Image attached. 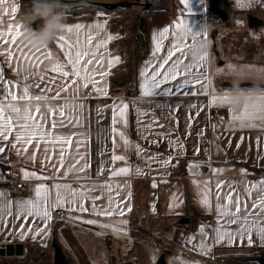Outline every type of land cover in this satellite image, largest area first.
Instances as JSON below:
<instances>
[{
  "label": "crops",
  "instance_id": "1",
  "mask_svg": "<svg viewBox=\"0 0 264 264\" xmlns=\"http://www.w3.org/2000/svg\"><path fill=\"white\" fill-rule=\"evenodd\" d=\"M101 1L143 3L146 0ZM12 5L17 8L14 14L10 12ZM221 6L230 15V23H226L223 36L237 27L250 32L264 29V15H261L264 14V0H255L254 5L246 3L240 9V5H233L231 0H223ZM19 7V0H0V8L9 9L0 13V31L6 32L9 24L20 26L18 29L14 27L12 33L16 36L14 44L11 43V36L5 35L0 39V69L3 70L4 81L12 86L18 96L22 95L19 85L26 84L30 93L44 94L50 98V103L63 104L69 116L79 117V124L68 116L60 118L53 114L49 119L55 118L61 122L54 129L49 123L45 124L51 133L46 137L48 143L41 141L37 144L34 139L31 144L19 143L13 147L15 131L7 140L0 138V145L4 146V151L0 152V192L5 193L4 197H0V202L11 204V215L5 213L0 221V245L20 244L24 254L27 243H36L39 251L51 249L52 231L58 224L60 245L72 254L76 264H122L128 259L132 246L129 230L141 224L148 225L150 229L153 227V222L134 208H143V212L148 214L181 215L185 210L184 191L187 189L200 215L190 218L185 227L172 228L169 233L172 243L187 251L189 256L172 253L165 256L167 264H222L215 256L230 250L251 253L256 247H264V242L258 239L255 231L250 246L247 239L241 243L237 238L234 244L214 243L213 239L217 229L235 233L238 226H242L239 219L237 223L230 222L236 217L221 214L235 210L234 205L227 202L229 194L233 201L239 199L241 216L247 204L250 212L264 218V213L252 208L253 201L258 198L257 191L254 189L251 194L247 191L249 186L264 180V111L254 107L264 103L258 99L264 96V91L224 89L219 85V82L230 78L216 79L212 68L209 0H188L187 3L185 0H169L165 6L167 13L148 20L147 52L136 58L135 92L129 96H112L109 93V74L122 63L125 56L123 51L109 52L110 41L121 36L123 31L110 33L108 11L94 10L90 14L76 12L68 16L66 26L82 27H73L72 32L66 31L65 27L52 42V48H36L24 38L23 27L18 22L21 18L18 16ZM241 13H246V17H242ZM177 22L189 25L200 33L195 40L189 36L187 45L192 46L197 39L207 42L206 61L193 62L188 52L179 69L189 79L191 75L199 74L201 82L189 83L185 88L176 90L178 82L184 79V75H181L162 85V88L176 90L175 94L161 91L159 95L145 97L141 90V72L147 69L150 76L159 66L174 39ZM165 27L170 31L166 38L161 39L160 33ZM60 36L66 37V40L60 41ZM109 36L113 38L108 40ZM157 40H161V51L154 56ZM69 48L73 58L77 51L86 53L80 67L88 69L91 79L96 82L95 88L100 91H96L91 82L87 88L78 87L82 84L79 78L71 74L64 77L50 71L56 62L67 64ZM47 53H50V57L45 59L44 54ZM179 54L175 53L169 64ZM36 57L43 62L37 64ZM116 57H119V62L109 63L110 58L115 61ZM90 59L92 64L87 63ZM226 61L223 60L222 64ZM189 62L197 66L189 69ZM167 67L164 66L165 69ZM25 68L27 71H24ZM217 71V74L223 73V70ZM235 79L252 81L250 77ZM235 79L232 81H238ZM0 92H3L2 88ZM57 92L60 93L59 98L52 99ZM213 97H229L232 102L228 104L217 100L212 103ZM0 102L7 103L2 96ZM18 103L22 106L24 102ZM122 104L128 106L123 117L120 115ZM246 105L247 114L255 119L244 122L255 123L256 127H241L239 120L232 119L234 115L244 116ZM212 113L222 116L223 120L212 119ZM11 115L15 124L19 116L16 113ZM120 132L130 143L123 142ZM205 133L208 137L206 142H202L199 137ZM115 156H123L124 159L116 160ZM121 168H127L129 172L113 175ZM137 169L143 174H137ZM25 172L30 174V178H24ZM10 173L23 181H33V193L24 197L15 196L11 191ZM31 174L42 178H32ZM39 185H45L49 190L51 218L45 220L42 214L18 218V202L38 200L35 190ZM57 185L63 198L60 207L56 206ZM65 185L70 186L76 195L73 196ZM205 196L210 206L201 202ZM128 207L131 211H127ZM60 209L66 211V217L55 222L53 213ZM120 210H124L125 214H97ZM141 218L146 220V224L140 222ZM201 228L206 235H201ZM201 242L208 245L210 250L201 251ZM138 245L141 263L157 264L160 247L143 241Z\"/></svg>",
  "mask_w": 264,
  "mask_h": 264
},
{
  "label": "snow or ice",
  "instance_id": "2",
  "mask_svg": "<svg viewBox=\"0 0 264 264\" xmlns=\"http://www.w3.org/2000/svg\"><path fill=\"white\" fill-rule=\"evenodd\" d=\"M188 0H185V3H187ZM5 11H9V9H3L0 8V13H3ZM17 11V8L15 5L11 6L10 12L15 13ZM2 23V22H0ZM14 27L18 29L20 26L16 25L13 26L11 24L8 25L7 31L3 32L0 31V39H3L5 35L11 36V43H15L16 36L12 35ZM73 27L76 29H80L81 25H75V26H66V31L72 32ZM99 27V25H97ZM175 33H174V39L170 43V47L167 51L166 56L159 62V66L155 68V70L151 73V75H148L147 69L143 70L141 72V76L143 78V82L141 84V90L142 95L145 97H151L153 95H159L161 91L166 92L167 94H175L176 90L185 88L189 83H200V75L194 74L191 75V79H189V76L187 74H182L179 69L181 64L184 62L185 57L188 55V52L191 51L192 46L187 45L186 41L191 36L193 40L196 39L200 33L198 31H194L193 28L189 25H185L182 22H177L175 24ZM169 28L165 27L161 33L160 37L161 39L166 38L169 33ZM19 33L17 32V35ZM113 37L109 36L108 40H111ZM60 41H65L66 37L60 36ZM7 42V41H5ZM100 45H98L99 47ZM61 47H63V44H61ZM187 49V50H185ZM161 51V40L156 41L155 51L153 52V55L155 56L157 53ZM179 52L180 54L176 56V59L172 61L171 64H169V61L172 60V57L175 53ZM11 55V53H9ZM86 55V53H82L80 51H77L75 53V58H73V53L71 52L70 48L67 50V64H63L60 62H56L52 65L50 71L57 72L63 75L64 77H68L70 74L73 77H77L82 81V84L78 87L87 88L89 86V82H91L95 88L96 82L91 79L90 74L88 73V69L81 68V60L83 56ZM50 57V53L44 54V58L48 59ZM37 61V64L42 63L43 61L39 59V57L35 58ZM201 61L207 60V53H205L201 58ZM113 62H119V57L115 58V61H112L111 58L109 60V63ZM88 64H92V60L87 61ZM68 65H70V69L68 68ZM165 65H168L167 69L164 68ZM36 65H33L35 67ZM197 65L192 64L189 62L188 68L191 69L193 67H196ZM67 69V70H66ZM184 75V79L177 84V89L174 90L172 88H162V85L168 84L169 81L176 80L178 76ZM73 83H75V80H73ZM19 87L22 90V95H17L15 91L12 90V86L8 85L6 81H4L3 76V70L0 69V88L3 89V92H0V96H2L3 101H6L7 103L0 102V138L7 140L9 136L15 131V143L12 145L15 147V144L23 143V144H31V142L35 139L37 141V144H39L41 141L44 143H48L49 141L46 139L47 136H49L50 130L45 127L46 123H49L51 128L54 129L57 125V123H60L61 121H58L57 119H49L53 114L55 116L64 118L68 116L70 119L75 120L76 124H79V117L78 116H69V114L65 110V106L63 104H54L50 103V98L44 94H33L29 92V88L26 84H20ZM203 88V85H201ZM39 88V86H37ZM96 91H100V89L95 88ZM159 90V91H158ZM66 91V89H65ZM181 94H187V93H181ZM60 96V93L57 92L56 96L52 99H58ZM260 101H264V96H261L258 98ZM217 100H219L221 103H228L231 104V99L229 97H213L212 103H216ZM24 102L21 106L18 102ZM33 101L36 102H43L41 103H32ZM16 102V103H14ZM43 107V111L41 108ZM82 107V106H81ZM127 104H122L120 106V115L123 117L125 112L127 111ZM254 107L258 108L261 111H264V103H260L255 105ZM6 110H10V112L6 113ZM11 113H16L19 116V120L14 124L13 123V116ZM146 115V113H144ZM232 119L239 120L241 127H256L255 123L248 122L245 123V120H253L255 117H249L247 114V105L245 106V115L244 116H233ZM20 120H23L24 122L21 123ZM126 123V121H125ZM147 127H150L148 125ZM121 139L125 144L130 143L127 138L124 136L123 132L119 133ZM56 139H61L57 137ZM70 142V138H69ZM115 142V141H114ZM4 151V146L0 145V152ZM19 153V149L17 150ZM24 151H27V148H24ZM47 151V149H45ZM34 158V156H33ZM83 159V157H81ZM114 159L116 160H123V156H115ZM129 172V169L127 168H121L116 173H113V175H119V174H127ZM137 174H143L141 170H136ZM32 178L35 179H41L42 177L36 176L35 174H31ZM24 178L28 179L30 178V174L25 172ZM46 179V178H45ZM155 187V184L153 185ZM59 185L56 186L57 188V195H56V206L60 207L63 202V198L59 194ZM66 188L69 189V191L72 192V195L75 196V191H72L70 186L65 185ZM106 187L111 188L110 185H106ZM257 191V200H254L252 203L253 209H258L259 212L264 213V180L259 181L257 184H253L249 186L247 189L248 193L251 194L253 190ZM36 197L38 200H27L18 202L19 204V211L17 213V217H24L27 218L29 216H36L42 214L43 218L45 220H48L51 218L50 211L51 209L48 207V200H49V190L45 185H39L37 186L36 190ZM5 193L0 192V197H4ZM130 196V194H129ZM227 202L229 205H234V212H224L221 213L222 215H232L236 218L232 219L231 223H237V219L240 221V225L238 226V229L235 233L228 232L224 230L223 228L216 230V235L213 238L214 243H228V244H234L239 238L240 242L243 243L245 239H247V244L250 246L252 244V233L255 231L258 239H260L262 242H264V218H258L256 216L255 212H250V210L247 207V204L244 206V213L241 216V206L239 199L233 201L231 194L227 196ZM205 206H210V202L207 199V196H205L201 201ZM119 207V205H117ZM11 204L10 202H0V221L4 219L5 213L7 215H11L10 212ZM73 210V209H70ZM82 211H86V209L81 208ZM127 211H131V208L128 207ZM103 214V215H112V214H119L124 215V210H120L119 212H111V211H104L97 213ZM89 223H93L92 221H89ZM9 230H11L9 228ZM119 231L120 229H115ZM201 235L204 236L206 233H204L203 228H201ZM210 250L208 248V245L201 242V251Z\"/></svg>",
  "mask_w": 264,
  "mask_h": 264
},
{
  "label": "trees",
  "instance_id": "3",
  "mask_svg": "<svg viewBox=\"0 0 264 264\" xmlns=\"http://www.w3.org/2000/svg\"><path fill=\"white\" fill-rule=\"evenodd\" d=\"M169 0H153L152 6L145 14L140 15L142 6L135 4L128 9H120L114 11H108V21L110 33L119 34L121 31L123 33L112 39L110 42V53L123 51L124 60L122 63L115 68H113L108 77L109 93L112 96H123L132 95L135 92V61L138 56L145 55L147 52L148 41V20L157 15H164L167 13L165 6ZM20 7L18 10V16L22 17L26 12L29 11L32 1L31 0H19ZM64 9V8H63ZM66 11L67 17L73 15L76 12H85L90 14L92 11L97 10L94 8L87 7H77L76 9H64ZM40 21L33 23L31 26L36 29ZM218 28L219 27H215ZM47 47L52 48V42L47 45ZM224 89H232L226 88ZM245 89L246 91H264V89H249V88H239ZM232 89V90H239ZM255 169V168H254ZM257 170H263L258 168ZM185 200V210L181 215H162L159 212L156 214H148L143 212L142 209L137 207L134 210L140 211V215L144 216L153 222V227L150 229L148 225H138L131 228L130 235L132 238L131 247L129 249L127 258L122 264H142L138 258V243L146 242L160 247L161 254L165 256L171 255L172 253L180 252L183 255H188V252L179 249L175 244L172 243L169 236L170 231L173 227H185L182 221L185 219H190L194 216H199L200 213L194 208L192 201L190 200L187 189L184 191ZM59 225H55L53 228V243L58 244L60 247L59 238ZM62 248V247H61ZM65 254L69 262H74L72 259V254L66 252ZM264 256V247H256L251 253H241L235 250H230L228 253L219 254L216 257L217 261L222 264H258L257 260L260 256ZM129 256V257H128ZM17 264H49V258H51V253L49 249L45 248L39 251L38 245L36 243H27L26 252L22 256H17ZM4 258L0 255V264H4ZM75 263V262H74ZM110 264H116L110 263ZM144 264V263H143Z\"/></svg>",
  "mask_w": 264,
  "mask_h": 264
},
{
  "label": "rangeland",
  "instance_id": "4",
  "mask_svg": "<svg viewBox=\"0 0 264 264\" xmlns=\"http://www.w3.org/2000/svg\"><path fill=\"white\" fill-rule=\"evenodd\" d=\"M103 2L101 0H94ZM233 5L242 8L247 4L254 5L255 0H231ZM108 2V1H105ZM242 17H246V13H241ZM264 15V14H261ZM228 21H223L219 27V33L215 40L212 39V45L215 43L219 47L220 62L216 61L215 54L212 56V68L215 70L216 79L229 77V82H239L244 80L235 79L237 77H250L252 81L246 82H259L264 83V29H255L247 31L243 27H237L235 30H230L223 36V29ZM227 59L225 64L222 61ZM217 70H223V73L217 74ZM232 78V79H231ZM233 78L238 81H232ZM224 82L220 83L221 86ZM51 258L53 260V249H49ZM24 255V254H22Z\"/></svg>",
  "mask_w": 264,
  "mask_h": 264
},
{
  "label": "water",
  "instance_id": "5",
  "mask_svg": "<svg viewBox=\"0 0 264 264\" xmlns=\"http://www.w3.org/2000/svg\"><path fill=\"white\" fill-rule=\"evenodd\" d=\"M32 1V0H31ZM223 0H209V10L210 14L213 17L220 18L223 21L229 20V12L227 9H224L221 4ZM135 4H139L142 6V10L140 11V15L146 13L147 10L152 6L153 0H146L145 2H129V1H119L118 3L112 2H99L94 0H60V6L64 9H76L77 7H87V8H94L97 10L102 11H114L120 9H128ZM219 29L214 28L211 32V38L215 40L216 36L218 35ZM213 53L215 54V58L217 62H220V53L218 51V46L214 43L213 44ZM222 88H232V89H239V88H249L253 89H264V83L259 82H246V81H239V82H229L224 81L221 85ZM183 224L189 223V219H185L182 221ZM51 248H53V262L56 264H68L67 256L63 248H61L58 244L52 243ZM24 254V249L20 244H3L0 245V255L4 257H12V256H22ZM157 264H167V260L165 259V255L161 254L158 258ZM258 264H264V258H259L257 260ZM9 264V263H6ZM13 264V263H12Z\"/></svg>",
  "mask_w": 264,
  "mask_h": 264
},
{
  "label": "clouds",
  "instance_id": "6",
  "mask_svg": "<svg viewBox=\"0 0 264 264\" xmlns=\"http://www.w3.org/2000/svg\"><path fill=\"white\" fill-rule=\"evenodd\" d=\"M67 14L61 8L60 0H32L31 7L18 21L24 30L25 40L33 47H45L55 40L66 27ZM40 21L38 27L31 25ZM207 52V42L197 39L190 55L193 62H198ZM24 71H27L25 68Z\"/></svg>",
  "mask_w": 264,
  "mask_h": 264
},
{
  "label": "built area",
  "instance_id": "7",
  "mask_svg": "<svg viewBox=\"0 0 264 264\" xmlns=\"http://www.w3.org/2000/svg\"><path fill=\"white\" fill-rule=\"evenodd\" d=\"M208 24L210 25V36L212 30L222 24V20L217 17H213L211 14L208 18ZM211 38V37H210ZM212 119H217L219 121L223 120L222 116L216 115L214 113L211 114ZM208 137V134H202L199 138L200 141L206 142V139ZM10 183H11V191H13V194L15 196L24 197L25 195H31L33 193V181H23L14 173H10ZM66 211L63 209L55 210L53 213V218L55 219V222L65 219L66 217ZM140 222L143 224H146V220L141 218ZM264 258V256H260L259 258ZM258 258V260H259Z\"/></svg>",
  "mask_w": 264,
  "mask_h": 264
},
{
  "label": "flooded vegetation",
  "instance_id": "8",
  "mask_svg": "<svg viewBox=\"0 0 264 264\" xmlns=\"http://www.w3.org/2000/svg\"><path fill=\"white\" fill-rule=\"evenodd\" d=\"M18 257H16V256H12V257H4V264H6V263H9V264H17V262H16V259H17ZM67 261L69 262V260L67 259ZM49 264H56L55 262H53L52 260L51 261H49L48 262ZM68 264H76V263H74V262H69Z\"/></svg>",
  "mask_w": 264,
  "mask_h": 264
}]
</instances>
